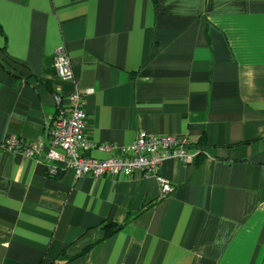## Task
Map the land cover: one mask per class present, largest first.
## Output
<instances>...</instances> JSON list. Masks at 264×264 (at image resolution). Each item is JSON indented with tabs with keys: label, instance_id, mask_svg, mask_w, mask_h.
<instances>
[{
	"label": "crops",
	"instance_id": "crops-1",
	"mask_svg": "<svg viewBox=\"0 0 264 264\" xmlns=\"http://www.w3.org/2000/svg\"><path fill=\"white\" fill-rule=\"evenodd\" d=\"M75 85L95 158L140 131L189 138L159 168L171 192L3 147L45 145ZM0 264H264V0H0Z\"/></svg>",
	"mask_w": 264,
	"mask_h": 264
},
{
	"label": "built area",
	"instance_id": "built-area-1",
	"mask_svg": "<svg viewBox=\"0 0 264 264\" xmlns=\"http://www.w3.org/2000/svg\"><path fill=\"white\" fill-rule=\"evenodd\" d=\"M52 67L58 78L75 84L72 65L64 46L56 48ZM53 100L56 112L47 130L45 145L39 140L20 141L14 137L3 144L7 150H19L27 157L43 162L51 174L60 168L71 170L77 177L90 175L95 178H125L135 172H142L144 176L153 177L158 182L160 195L165 197L171 192L172 184L158 174L162 163L167 159H180L183 162L191 159L188 153L191 146L189 138L172 134L154 135L145 131L138 132L133 142L125 147L101 145V149L108 151L109 156L95 158L88 154L93 144L86 130L87 113L83 92L75 85L67 94L55 92Z\"/></svg>",
	"mask_w": 264,
	"mask_h": 264
}]
</instances>
